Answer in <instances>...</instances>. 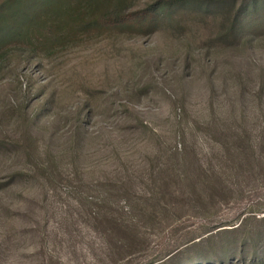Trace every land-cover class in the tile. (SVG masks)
<instances>
[{
    "label": "rangeland",
    "instance_id": "1",
    "mask_svg": "<svg viewBox=\"0 0 264 264\" xmlns=\"http://www.w3.org/2000/svg\"><path fill=\"white\" fill-rule=\"evenodd\" d=\"M232 13L4 56L0 264H264V29Z\"/></svg>",
    "mask_w": 264,
    "mask_h": 264
},
{
    "label": "trees",
    "instance_id": "2",
    "mask_svg": "<svg viewBox=\"0 0 264 264\" xmlns=\"http://www.w3.org/2000/svg\"><path fill=\"white\" fill-rule=\"evenodd\" d=\"M137 1L0 0V65L15 48L29 49L30 55L53 56L66 47L103 34H150L179 23L199 24L214 17L224 2L229 3L233 13L220 33L221 39L237 38L247 26L264 29V0H148L136 6ZM181 161L185 167L189 164L186 157ZM186 177L193 196L197 195L194 177L192 174ZM212 185L213 181H205L200 193L210 195ZM122 230L125 231L124 227ZM122 230L117 239L128 244L130 237Z\"/></svg>",
    "mask_w": 264,
    "mask_h": 264
}]
</instances>
